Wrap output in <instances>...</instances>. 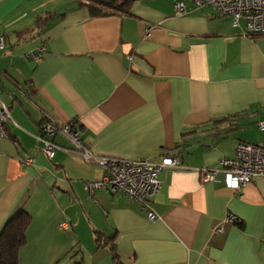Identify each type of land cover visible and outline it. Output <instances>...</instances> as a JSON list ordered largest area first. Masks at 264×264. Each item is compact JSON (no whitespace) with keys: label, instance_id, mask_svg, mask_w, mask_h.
Wrapping results in <instances>:
<instances>
[{"label":"crops","instance_id":"obj_1","mask_svg":"<svg viewBox=\"0 0 264 264\" xmlns=\"http://www.w3.org/2000/svg\"><path fill=\"white\" fill-rule=\"evenodd\" d=\"M239 24L190 0H134L131 13L108 16L75 0H0V99L11 117L0 229L17 209L29 213L19 264H264V182L231 188L198 171L233 157L238 141L264 144V34L243 36ZM71 120L94 154L172 155L181 167L160 172L146 207L89 193L84 182L103 169L60 138L49 159L36 140L43 121Z\"/></svg>","mask_w":264,"mask_h":264},{"label":"built area","instance_id":"obj_2","mask_svg":"<svg viewBox=\"0 0 264 264\" xmlns=\"http://www.w3.org/2000/svg\"><path fill=\"white\" fill-rule=\"evenodd\" d=\"M196 7L211 6L218 14L231 17L234 26L244 21L241 34L243 36L264 34V0H190ZM185 2L177 1L174 5L176 14L185 12ZM151 25L145 29V37L150 34ZM5 45L4 36L0 33V49ZM45 52L44 46L35 50L33 58L39 61ZM8 106L0 99V135L5 136L4 124L10 121ZM259 130H264V122L257 124ZM82 128L77 120H71L63 125L50 121L41 125L36 140L41 145L43 153L51 159L55 151L60 148L56 138L63 140L67 147L65 151L75 154L85 163L99 165L103 169L101 179L84 182L85 191L92 193L98 189H107L111 193H122L125 196L139 201L146 207L150 198L158 192L161 186L159 174L163 169L181 167L177 156L162 155L158 159H124L99 156L89 150L81 138ZM32 162L31 157L23 160L24 164ZM201 179L209 182L215 179L218 173L223 175L226 186L239 188L240 186L260 179L264 182V144L238 141L235 145L234 156L219 160L218 167L198 168ZM148 217L155 215L149 211ZM227 221L233 222L234 217L229 215ZM61 227H66L62 222ZM221 226L215 228L216 232Z\"/></svg>","mask_w":264,"mask_h":264},{"label":"trees","instance_id":"obj_3","mask_svg":"<svg viewBox=\"0 0 264 264\" xmlns=\"http://www.w3.org/2000/svg\"><path fill=\"white\" fill-rule=\"evenodd\" d=\"M134 0H75L77 6L86 7L92 16L129 14ZM47 122V121H43ZM30 215L23 209L14 211L0 229V264H19L18 251L25 244V230ZM101 239L97 238L100 242Z\"/></svg>","mask_w":264,"mask_h":264}]
</instances>
